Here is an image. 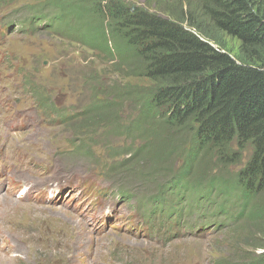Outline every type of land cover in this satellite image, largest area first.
<instances>
[{"label": "trees", "instance_id": "obj_1", "mask_svg": "<svg viewBox=\"0 0 264 264\" xmlns=\"http://www.w3.org/2000/svg\"><path fill=\"white\" fill-rule=\"evenodd\" d=\"M30 1L35 2V11H55L62 18V29L76 43L97 52L118 74L150 81L139 87L96 83L94 95H100L88 106L87 115L65 122L78 133L73 138L75 149L93 162L95 140L106 141L111 134L131 137L133 143L135 137L141 138L134 134H145L150 138L121 153L128 156L118 162L113 175L136 173L140 180L158 182L169 174L151 193L150 213L163 218L176 206L180 214L178 201L187 191L211 196L214 191L202 186L205 179L217 187L215 196L238 204L236 218L243 217L245 224L238 232L251 229L248 235L260 240L245 244L253 251L264 249V58L260 55L264 0L195 1L202 18L240 41L246 60L215 48L190 8L170 11L175 18H168V13L164 17L135 0ZM107 34L114 50L106 43ZM106 70L97 71V80L102 81ZM125 99L139 108L128 126L116 111ZM101 126L109 131L97 139L92 131ZM149 162L155 165L148 172L133 169ZM233 165L240 167L231 173ZM242 264H264V254Z\"/></svg>", "mask_w": 264, "mask_h": 264}, {"label": "rangeland", "instance_id": "obj_2", "mask_svg": "<svg viewBox=\"0 0 264 264\" xmlns=\"http://www.w3.org/2000/svg\"><path fill=\"white\" fill-rule=\"evenodd\" d=\"M195 1L135 0L164 17H168L170 11L190 8L196 21L204 24L201 31L208 34L215 48L246 60L240 41L216 28L208 18H202ZM40 11L51 12L43 8ZM25 15V6L19 0H14L10 7L0 6V25L7 20L15 22L14 32L8 31L2 42L13 46L23 55L34 53L33 58L25 59L24 63L29 69L39 70L40 76L36 81L46 87L45 91L52 102L60 108L58 113H73L75 116L69 118H76L77 121L85 113L87 115L88 106L100 95H94L96 83L109 86L116 82L138 87L150 83L131 75L118 74L97 52L65 35L60 38L52 36L42 29V24H38L32 35L27 37L32 45L24 47L23 37L27 33L19 29L18 23ZM173 17L170 15L168 18ZM106 43L111 50L115 49L110 34L106 35ZM260 55L264 58L263 51H260ZM40 59H47V63L40 67ZM11 68L10 62H0L3 79L6 78L4 73ZM102 69L108 72L102 73V81H99L95 75ZM27 89V81L11 86L8 81L0 79V94L10 105L8 113L0 117V264H242L264 254L263 248L253 251L245 244L260 242L248 235L251 229L238 232L245 225L243 217L236 218L238 204L235 206L229 199L215 196L217 187L205 179L202 186L214 191L211 196L188 191L184 205L181 204L179 208L183 205L191 211L202 206L206 228L197 226L196 212L195 217L190 219L195 227L173 224L168 232H163L157 229L156 224L151 226L147 216L136 210L132 201L137 202L138 198L128 201L116 197L112 192L95 199L94 194L88 193L87 185H80V178L87 177L86 183L98 185L99 177L93 173H97L100 164H88V157L84 153L73 156L62 153L66 149V142L78 134L72 131L75 127H67L64 120L58 122V113L51 116V112H46L49 108L40 110L34 104L33 96L30 100L26 97ZM0 105L3 104L0 102ZM119 106L116 111L125 121L124 125L128 126L137 116L139 108L134 107L130 99L123 100ZM79 111L85 113L76 114ZM156 125L153 124V127ZM108 131L109 128L101 126L92 131V135H106ZM107 135L106 141L95 140L92 144L99 161L101 159L107 163L111 160L122 161L128 154L121 153H127L129 145L136 149L143 140L150 138H146L145 134H134L141 138L135 137L132 143L128 136ZM115 149L122 152L115 153ZM5 150L10 157L5 155ZM140 154L145 155V152ZM49 155L50 166L43 174L39 164L46 162ZM147 165L135 164L133 169L144 173L153 169L155 164L149 162ZM239 167L230 166L231 173ZM137 177L139 175L136 173L119 177L111 173L107 176L112 183L144 199L156 192L157 183L161 179L166 180L169 174L160 177L158 182ZM248 209L249 205L245 210ZM255 235L257 238L261 236Z\"/></svg>", "mask_w": 264, "mask_h": 264}, {"label": "bare ground", "instance_id": "obj_3", "mask_svg": "<svg viewBox=\"0 0 264 264\" xmlns=\"http://www.w3.org/2000/svg\"><path fill=\"white\" fill-rule=\"evenodd\" d=\"M48 19H50V18H48ZM7 111V108L4 106V105H0V113H5ZM80 147V146H79ZM75 150H77V149H75ZM81 152V151H80ZM5 155L7 156V157H10V155L7 153V150H5ZM53 163V162H52ZM51 164V163H50ZM50 166V165H49ZM53 173V172H52ZM57 175V174H56ZM23 177V176H22ZM55 177V176H54ZM49 178V177H48ZM51 179V178H50ZM73 179V178H72ZM75 180V179H74ZM91 180V179H90ZM30 181V180H29ZM35 182H40L39 180L37 181V180H34ZM87 182V181H86ZM50 184V183H49ZM51 187V186H50ZM55 189V188H54ZM77 194V193H76ZM73 195V194H72ZM61 198V197H60ZM77 203V202H76ZM82 207V206H81ZM80 207V208H81ZM48 208V207H47ZM88 210V209H87ZM67 216V215H66ZM68 217V216H67ZM63 218V217H62ZM67 220H71V218H68ZM61 221H63V220H61ZM74 221V220H73ZM44 230V229H43ZM80 235V234H79ZM82 235H83V237L85 236V231L82 233ZM54 236V235H53ZM80 237V236H79ZM77 240H78V238H77ZM86 243V242H85ZM76 246V245H75ZM95 248V247H94ZM75 250V249H74ZM83 253V252H82Z\"/></svg>", "mask_w": 264, "mask_h": 264}]
</instances>
